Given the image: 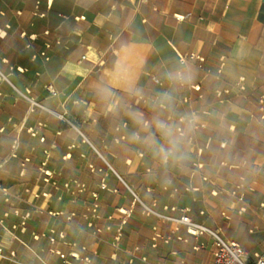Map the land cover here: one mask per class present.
<instances>
[{
  "label": "crops",
  "instance_id": "0c3cea01",
  "mask_svg": "<svg viewBox=\"0 0 264 264\" xmlns=\"http://www.w3.org/2000/svg\"><path fill=\"white\" fill-rule=\"evenodd\" d=\"M181 215L264 253V0H0V264H213Z\"/></svg>",
  "mask_w": 264,
  "mask_h": 264
},
{
  "label": "built area",
  "instance_id": "2783aa9c",
  "mask_svg": "<svg viewBox=\"0 0 264 264\" xmlns=\"http://www.w3.org/2000/svg\"><path fill=\"white\" fill-rule=\"evenodd\" d=\"M190 56H193V54L190 53ZM47 90L50 93H54V90L50 85L47 86ZM43 174L47 177L50 176V172L47 170H45ZM79 187H81V185H79ZM132 194L133 200L136 203L144 205L136 197V195H134V193ZM178 222L185 224L187 232L192 235H200L202 233H207L211 237L213 242V264H252L249 262L244 250L238 243L224 239L216 230L207 228L199 223L192 221L187 215H181L178 219ZM50 241L53 242V239L51 238ZM69 245L73 246L74 244L69 243ZM54 252H56L60 257H63V254H61L59 251L54 250ZM71 254L77 257V254L75 253ZM84 261L88 263L87 260L84 259ZM253 264H264V253L261 255L256 254L255 261Z\"/></svg>",
  "mask_w": 264,
  "mask_h": 264
},
{
  "label": "clouds",
  "instance_id": "9594fccd",
  "mask_svg": "<svg viewBox=\"0 0 264 264\" xmlns=\"http://www.w3.org/2000/svg\"><path fill=\"white\" fill-rule=\"evenodd\" d=\"M167 76L169 81H171L174 85H185L190 83L192 79L191 72L183 71V70L169 71ZM164 97L167 99L168 94L165 93ZM133 120L134 122L138 123L141 126L147 123L143 121L142 114L139 116H133ZM153 126L156 127L158 131H160L161 135H163L169 140V144H170V147L168 148H165L163 146L159 147L158 155L160 156L161 161L163 163H167L170 156L175 157L176 160L179 161L181 157L178 155V153H179V145L181 143L182 137L179 134H177L175 128L172 125H170L169 123H167L162 119L154 118V120L151 123H148L149 129ZM136 138L139 139L138 136ZM145 143L151 146L152 144L155 143L154 137L151 135L149 137H145Z\"/></svg>",
  "mask_w": 264,
  "mask_h": 264
},
{
  "label": "rangeland",
  "instance_id": "374dc122",
  "mask_svg": "<svg viewBox=\"0 0 264 264\" xmlns=\"http://www.w3.org/2000/svg\"><path fill=\"white\" fill-rule=\"evenodd\" d=\"M44 177H46V179H48L47 176L44 175ZM10 178H12V177L10 176ZM10 192L13 193L14 191H13V190H10ZM37 193H39V192L37 191ZM33 194H34V192H33ZM11 198H12V200H13V199H14V200L17 199V198H15L14 196H11ZM15 203H16V202H14V205H15ZM12 208L15 209V210H17V213H18V210H19V209H18V206H17V207H16V206H12ZM31 208H32V209H35L34 206H31Z\"/></svg>",
  "mask_w": 264,
  "mask_h": 264
}]
</instances>
